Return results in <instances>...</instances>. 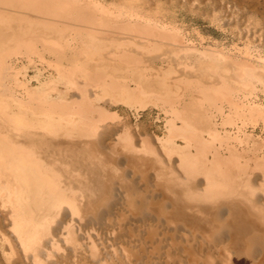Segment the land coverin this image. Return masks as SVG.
Instances as JSON below:
<instances>
[{
    "label": "bare ground",
    "instance_id": "6f19581e",
    "mask_svg": "<svg viewBox=\"0 0 264 264\" xmlns=\"http://www.w3.org/2000/svg\"><path fill=\"white\" fill-rule=\"evenodd\" d=\"M165 2L0 0L4 264H264V49Z\"/></svg>",
    "mask_w": 264,
    "mask_h": 264
},
{
    "label": "rangeland",
    "instance_id": "374dc122",
    "mask_svg": "<svg viewBox=\"0 0 264 264\" xmlns=\"http://www.w3.org/2000/svg\"><path fill=\"white\" fill-rule=\"evenodd\" d=\"M162 1L164 2L165 0H162ZM176 1L177 0H167V2L164 3V6L165 7L167 6L171 11L174 10L176 18L179 21H183V23H185V25L187 27H189L190 29H192L193 27H196L197 29L201 30V32L206 37H208L209 39H213L214 41L218 42L220 45H222V46L225 45L228 48L232 47L235 43H237L239 46H242L244 41L246 39L247 40L249 39L250 41H253L254 44L258 43L257 45L260 48L262 47V49H264V31L253 33L252 29H250L248 31L246 30L247 24L250 21H252V20L255 21V20H259V19L264 21V19H263L264 18V11H262V10H264V3L261 4L262 2H264V0H247L248 3L243 2L246 0H238V2H240L239 9L234 7L232 3H229L227 8H226V11H224L225 13L222 12L224 19L226 20V22H228L227 23V27H228L227 31L228 32L226 31L224 33L221 31L220 28L214 26L213 24H210V22L208 20L204 21L200 17H193L192 13H190V11L188 9H186V7H183L181 5L180 0H178L177 2ZM252 1H253V4H252ZM247 4L249 7L247 6ZM250 5H251V7H250ZM175 7H176V9H175ZM250 8H252V9H250ZM241 29L243 30V33H242V36L240 37L238 34V30H241ZM0 264H4V260H3V257L1 255H0Z\"/></svg>",
    "mask_w": 264,
    "mask_h": 264
}]
</instances>
